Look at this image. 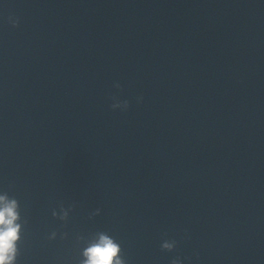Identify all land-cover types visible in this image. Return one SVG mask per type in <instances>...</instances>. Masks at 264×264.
I'll return each instance as SVG.
<instances>
[{
    "label": "clouds",
    "instance_id": "clouds-1",
    "mask_svg": "<svg viewBox=\"0 0 264 264\" xmlns=\"http://www.w3.org/2000/svg\"><path fill=\"white\" fill-rule=\"evenodd\" d=\"M116 87L119 85L117 84ZM112 107L126 110L128 102L117 101ZM0 203L3 204V207H0V264H14L17 255L16 245L21 232V225L17 223L20 219L17 212L18 204L15 199L8 200L6 196H0ZM98 236V240L84 250L83 255L86 259L82 264H126L121 255L120 244L106 233L99 232ZM161 247L172 251L175 241H165ZM172 264H180L179 259L173 260Z\"/></svg>",
    "mask_w": 264,
    "mask_h": 264
}]
</instances>
